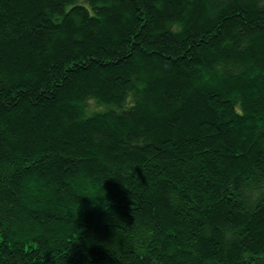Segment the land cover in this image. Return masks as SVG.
<instances>
[{
  "label": "trees",
  "instance_id": "obj_1",
  "mask_svg": "<svg viewBox=\"0 0 264 264\" xmlns=\"http://www.w3.org/2000/svg\"><path fill=\"white\" fill-rule=\"evenodd\" d=\"M0 264H264V0H0Z\"/></svg>",
  "mask_w": 264,
  "mask_h": 264
}]
</instances>
